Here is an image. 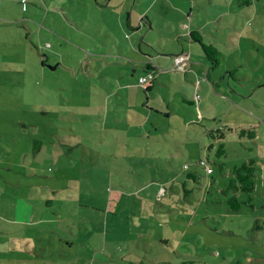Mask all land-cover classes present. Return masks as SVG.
<instances>
[{"label":"rangeland","instance_id":"374dc122","mask_svg":"<svg viewBox=\"0 0 264 264\" xmlns=\"http://www.w3.org/2000/svg\"><path fill=\"white\" fill-rule=\"evenodd\" d=\"M142 1L119 0L121 14L133 10L138 21L151 12V25L144 20L131 33L119 22L110 37L106 29L90 32V26L85 34L69 30L72 43L59 40L52 50L49 40L37 36L38 48L55 56L51 64L64 55L63 67L52 73L46 65L50 76L44 77L39 55L26 94L3 84L2 213L27 209L22 191L3 189L6 182L29 176L27 182L35 178L44 187V213L62 216L53 223V238L37 241L59 251L40 258L44 264H264V0L251 6L233 0ZM225 12L221 26L212 22ZM192 23L206 27L200 30L204 43H216L220 53L211 81L205 77L210 60L189 37ZM84 49L105 55L93 56L89 77L77 63L87 57ZM181 51L191 61L176 70L173 57ZM147 63L160 70L154 81ZM141 77H147L145 85L138 83ZM150 82L154 88L146 92ZM220 130L223 141L215 139ZM15 132L22 137L13 149ZM35 141L42 147L36 160ZM250 160L256 166L253 201L233 211V196L249 199L230 188L233 171ZM50 200L54 207L47 209ZM66 241L73 243L67 258L60 254Z\"/></svg>","mask_w":264,"mask_h":264},{"label":"crops","instance_id":"0c3cea01","mask_svg":"<svg viewBox=\"0 0 264 264\" xmlns=\"http://www.w3.org/2000/svg\"><path fill=\"white\" fill-rule=\"evenodd\" d=\"M118 1L119 0H27L26 4H22L20 0H0V96L2 92H4L2 88L4 85L7 87L6 90L10 89V87L12 88L11 90L18 87L17 91L19 93L21 92L22 95L27 93L25 89H28L34 74L38 72L37 61L39 55L42 57L41 61L43 65V67H41V72L43 74L41 75H44V77L50 76V74H47L46 65L50 68L49 72L52 73H57L61 67H63V62L65 60L64 55L61 54L62 57L56 56L54 65L51 64L55 56L51 57L48 52H44L38 48L39 43L37 36L49 41L51 38L52 40L50 42L48 41L47 45L48 48L52 50L54 45H56L54 42H58L59 40H64L66 44L72 43L71 38L66 33L69 30L85 34V30L90 29V26L93 28L90 29V32L93 31L97 33L101 29H106L107 36L110 37L114 26L118 28V25H120L119 22L126 25L127 32L131 33L139 31L144 26L145 21L149 25L152 24L150 17L151 12H145L144 16L140 17L137 21V16L133 15V10L132 12L125 11L121 14V7H119L120 3ZM223 1L225 4H228V0ZM235 1H238V3L242 5L246 4L247 6H251V2H253L252 0H233V3ZM15 5H22L23 7L21 6L18 10L13 7ZM231 5L232 3L229 5V10L232 9ZM227 14L229 13L225 12L219 14V16L217 15L212 22L217 26H221V22L224 18H227ZM92 15L96 16V18H93ZM125 15L126 20L122 21ZM40 16H42V18H40ZM196 17H198V15H196ZM250 18L252 20L254 19L252 17ZM93 26L96 29H94ZM192 26L193 28H191L190 34L193 32L198 33V36L204 42L200 30L204 31L206 27L199 23H192ZM61 31H63L64 34L61 33ZM210 33L216 38L212 30ZM192 43L199 44L193 40ZM215 44L216 43H212V46H214L218 52ZM56 47L60 48L62 45ZM81 51L87 54V57L94 56L95 58H99L105 56L88 54L85 49ZM181 54L188 56L186 52L181 51L174 55L173 61L175 62V58ZM85 57H83V59ZM79 61L77 63H79ZM147 65L154 67L155 70L151 71H154L156 78L157 75L160 74L159 68L147 63L145 68L146 73L149 70ZM90 66L93 68L92 61ZM208 71L210 72V69H206L205 71L206 79H208L206 76ZM237 72L238 71H235L234 74H237ZM3 75L5 78H3ZM15 77H18V79ZM208 80L211 81L212 79L210 78ZM20 89L22 91H20ZM198 89L197 87V91ZM6 93L7 96H9L7 91ZM25 97L27 98V96ZM1 104L2 102H0V105ZM25 104H27V102L22 103L20 109L24 110ZM19 121H22V119ZM12 135V138L15 140L11 147L14 149V147H17V143L21 140L22 135L18 132ZM39 143V141H35V148L32 150L35 160L38 159L39 152L42 150ZM2 151L10 153L11 150L8 151V149L3 148ZM19 153L20 152L17 154ZM26 155L28 157V153ZM17 161L18 163L16 162V164H14L18 167L20 164V157H18ZM1 163L5 164L2 161L0 164ZM9 166L8 172L12 173L13 167H11L12 165ZM0 167H2V165H0ZM30 175L35 177L36 172L30 171ZM28 177L26 178V176H23V178L26 179L17 183L6 182L3 188L14 189L16 186L18 190L22 191V194H24L23 203L26 204L27 209L24 214L15 215L13 213L6 216L2 213V203L0 201V223H3L2 226L5 228V230H0V264H44L39 261L40 258L46 259L45 256L50 255L49 253L55 256L59 252L55 249V246L50 251V249L46 247L48 245L45 243L41 248L37 241L41 240L42 237L48 241L50 238H53L50 237L51 234L57 232L56 229L52 227L53 223L61 222L62 216L57 212H54L52 217L44 213V200L40 197V195H43L44 187L40 186L38 180H34L35 178L27 182L26 180ZM33 194H36L35 197ZM58 194L60 195V192ZM45 204L47 209L48 207H54L51 200L46 201ZM8 224L12 225V230L6 229ZM84 225L87 226V224ZM85 229L88 230L87 227ZM32 233H37L38 236L34 238L31 236ZM42 233H44V236H41ZM55 241L51 243L55 245ZM59 241L61 242L62 240ZM60 247L62 248L60 251V254L63 255L62 257L67 258V256L72 255L73 243L71 241L64 242V245L61 244ZM4 253H7L6 255L11 257H5V255H3ZM1 258L6 259L2 260Z\"/></svg>","mask_w":264,"mask_h":264},{"label":"trees","instance_id":"16d2710c","mask_svg":"<svg viewBox=\"0 0 264 264\" xmlns=\"http://www.w3.org/2000/svg\"><path fill=\"white\" fill-rule=\"evenodd\" d=\"M190 38L193 41H196L202 45L203 51L205 52V54L207 55V58L210 60V63H211L210 72L215 70V69L217 70L219 68L218 66L220 65V61H219V55L220 54L216 51V48L212 45H206L202 41V39L198 36V33L193 32L192 34H190ZM91 61H93V57L88 56V57H85L84 59H82L81 63L79 62V64H78L82 75H84L85 77L91 76V74H90ZM147 67L149 68V70L147 71V74H149V75L152 74L153 78H151V81H154L155 74H154V71H151V70H155V69L151 65H147ZM210 72L208 71L206 74L208 79L211 78ZM230 74H231V76H233L232 73H230ZM197 87H198V85H197ZM153 88H154L153 82H150L147 85L145 91L150 92L153 90ZM242 132H243V134L245 133L244 131H242ZM220 133H221L220 136L218 138H215V139H219V140L223 141L225 139V135L223 134L222 130H220ZM252 134L255 135V132H252ZM220 147L222 149L224 147V145L221 144ZM221 149H220V153H223V149H222V151H221ZM199 164H200V166H206V162H204L202 160L200 161ZM209 169H211V168H208V170ZM210 171H208V172H210ZM255 172H256V166H255L254 160H250L248 163H245L244 165L242 164L241 166L236 167L234 169V171H233L234 177L231 181L230 188L233 189L236 193L240 192L242 194L248 195L249 199L246 202H242L238 199V197H236V195L233 196L230 199V201H228L231 210L239 211L241 209L242 205L251 204V202L253 201L252 194L254 193L255 187H256V173ZM191 176L192 175H190V177Z\"/></svg>","mask_w":264,"mask_h":264},{"label":"built area","instance_id":"2783aa9c","mask_svg":"<svg viewBox=\"0 0 264 264\" xmlns=\"http://www.w3.org/2000/svg\"><path fill=\"white\" fill-rule=\"evenodd\" d=\"M20 2L22 4H26L27 3V0H20ZM190 63V59L188 56L186 55H179L175 58V64H174V69H185L187 67V65ZM150 77L153 78L152 74H150ZM150 78V79H151ZM148 79L147 77H144V78H141L139 79V83L140 85L143 84L145 85L147 83ZM198 85H199V81L197 82ZM197 98H199V95H196ZM211 169H209L208 171H210Z\"/></svg>","mask_w":264,"mask_h":264}]
</instances>
